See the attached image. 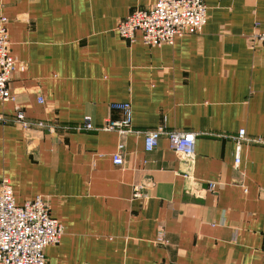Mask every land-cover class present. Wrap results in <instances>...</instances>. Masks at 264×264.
Segmentation results:
<instances>
[{
	"label": "crops",
	"instance_id": "1",
	"mask_svg": "<svg viewBox=\"0 0 264 264\" xmlns=\"http://www.w3.org/2000/svg\"><path fill=\"white\" fill-rule=\"evenodd\" d=\"M157 1L0 0L17 61L0 114L101 125L130 102L136 131L197 135L185 161L166 137L149 153L142 133L0 125V186L9 180L18 204L46 197L64 227L47 264H264V0H205L202 32L173 45L119 37L124 18Z\"/></svg>",
	"mask_w": 264,
	"mask_h": 264
},
{
	"label": "built area",
	"instance_id": "2",
	"mask_svg": "<svg viewBox=\"0 0 264 264\" xmlns=\"http://www.w3.org/2000/svg\"><path fill=\"white\" fill-rule=\"evenodd\" d=\"M208 20L205 0H158L151 8L132 12L117 26L120 38L134 43L138 34L149 47L173 45L177 38L197 35L202 32ZM7 20L0 19V100L11 101L10 84L16 71V58L11 54L7 34ZM257 37L264 43V28L258 30ZM40 103L44 99L40 98ZM113 109L122 113L119 120L107 119L101 125L94 123L90 116L77 125H63L60 122L30 120L18 110L13 117L0 114V125L21 126L25 131L46 130L58 132H117L120 135L140 134L145 137L146 152L154 151L162 137L169 141L171 149L185 161L195 156L197 135L193 132H176L159 126L154 130L139 132L133 128V109L130 102L115 103ZM246 130H241L236 138L235 164L241 163V145L247 140ZM256 141V140H255ZM257 143H262L260 140ZM125 146L121 143L113 156L117 166L124 164ZM209 184V190L216 188ZM146 185L134 186L135 199L145 198ZM64 235L63 225L51 215V206L46 197L37 196L33 200L18 204L9 180L0 186V264H47L45 250L58 245ZM157 243L169 245V240L160 233Z\"/></svg>",
	"mask_w": 264,
	"mask_h": 264
}]
</instances>
